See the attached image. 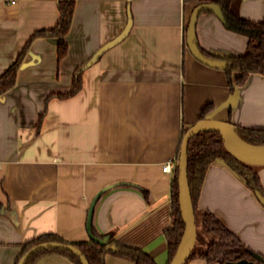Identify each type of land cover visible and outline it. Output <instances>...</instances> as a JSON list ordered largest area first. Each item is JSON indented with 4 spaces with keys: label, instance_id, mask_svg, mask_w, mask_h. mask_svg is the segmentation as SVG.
I'll use <instances>...</instances> for the list:
<instances>
[{
    "label": "crops",
    "instance_id": "crops-1",
    "mask_svg": "<svg viewBox=\"0 0 264 264\" xmlns=\"http://www.w3.org/2000/svg\"><path fill=\"white\" fill-rule=\"evenodd\" d=\"M58 1L0 0V75L33 32L54 27ZM197 5L195 0H76L62 60L57 61L54 41L31 42L15 87L0 96V264H18L22 245L42 235L89 241L91 201L115 184L96 202L91 227L157 264L167 263L164 231L170 226L182 131L207 105L212 107L204 119L264 129V77L251 74L230 91L222 70L201 64L184 47ZM232 10L260 22L264 0H232ZM128 13V35L82 72L80 90L70 98L52 97L70 91L75 71L121 33ZM195 37L215 57L241 56L247 47L246 37L226 30L212 13L199 14ZM168 162L171 173H163ZM257 173L264 189V165ZM204 211L264 257V206L220 164L205 174L196 215ZM204 251L188 264H207L198 257ZM34 264L73 263L51 254ZM104 264L133 263L105 255Z\"/></svg>",
    "mask_w": 264,
    "mask_h": 264
},
{
    "label": "trees",
    "instance_id": "trees-1",
    "mask_svg": "<svg viewBox=\"0 0 264 264\" xmlns=\"http://www.w3.org/2000/svg\"><path fill=\"white\" fill-rule=\"evenodd\" d=\"M195 1L198 3V5L214 4L218 6L223 18L221 23L224 28L230 32L240 34L247 39V47L243 55L233 57H215L205 53L199 47L196 37L194 38V42L196 43L201 55L208 59L221 61L226 64V68L222 71L226 75L230 91H233L237 86H242L246 82L248 76L251 74H259L264 77V19L260 22H253L240 18L232 10V0ZM75 5L76 0H60L57 2L58 20L54 27L33 32L15 60L0 75V96L4 95L15 87L18 70L31 42L35 39L48 38L54 41L56 45V58L58 62L67 55L68 47L65 38L72 24ZM201 13L210 12L202 11ZM185 33L186 29L184 31V34ZM183 42L184 47H186L185 41ZM79 68L74 73L70 91L68 93L54 95L52 97L66 99L74 96L80 90L82 86V73H78ZM234 73L237 74V77L233 80L232 74ZM211 107L212 105H207L201 111L199 120L205 118L206 113L211 109ZM42 116L43 115H41L39 118L37 131L39 130ZM228 124L231 126L232 132L243 142L255 146H264V129H250L238 125H232L231 123ZM187 130L188 128L182 131V137ZM176 164L173 168V178L170 187V226L164 231V238L167 246L166 264H169L175 256L184 233V225L178 207ZM214 164H220L224 166L236 178L241 180L245 187L253 194L259 203L260 201L257 198V193L260 194L262 198H264V189L260 183L257 173L259 166L248 165L233 158L223 148L221 137L217 132H199L189 140L187 148V181L195 219L197 213V203L205 174L208 168ZM141 192L142 195L146 197V191L142 190ZM200 222L202 230L214 238L213 242L207 247V249L203 253L198 254V257L207 264H225L226 262H237L243 259L251 261L252 264H264V257L247 249L240 242V240L213 214L207 211L202 212L200 214ZM91 232L93 235L99 238L105 236L96 234L92 227ZM107 235L109 236V240L105 245H98L90 239L87 242L68 243L54 235H42L22 245V256L36 245L42 243H60L64 245H71L77 248L80 251V254L85 258L87 264H104L105 255L127 260L133 264H157L148 254L144 253L143 251L122 245L116 242L112 234ZM51 254L60 255L68 259L73 264H82L79 257L63 250L38 251L31 255L25 264H34L39 258ZM253 254L259 256L261 260L253 258ZM195 256L196 254L192 250L185 264H188L189 261Z\"/></svg>",
    "mask_w": 264,
    "mask_h": 264
},
{
    "label": "water",
    "instance_id": "water-1",
    "mask_svg": "<svg viewBox=\"0 0 264 264\" xmlns=\"http://www.w3.org/2000/svg\"><path fill=\"white\" fill-rule=\"evenodd\" d=\"M202 11H208L213 15H215L220 22L223 21L221 11L218 6L214 4L197 5L192 11L186 27V33H185L186 48L188 49L190 54L194 57V59H196L201 64L208 66L210 68L224 70L226 68L225 63L221 61L211 60L201 55L197 48L196 43L194 42L196 21L199 14ZM131 25H132V21L128 13L127 24L124 27V29L121 31V33L113 40L101 46L94 53V55L84 65H82L79 68L78 73H82L84 70L91 67L102 57V55L105 52H107L109 49L113 48L121 41H123L130 31ZM203 131L217 132L221 137L222 145L225 151L229 153L237 161L253 166L264 165V159L262 160L254 159L257 156L264 155V146H255L243 142L232 132L231 126L226 122L202 119V120H198L193 126L188 128V130L185 132V134L182 137L180 149H179V155L176 164L177 186H178V207L184 225V233L180 246L169 264H185L195 245V240H196L195 215H194V209H193L189 187H188V181H187V148H188L189 140L197 133ZM120 184H124V183H120ZM116 185L117 184L111 185L109 187H105L100 192H98L91 201V204L88 209L87 223H86L88 237L91 241H93L98 245H105L109 240V236L105 235L104 237L99 238L92 234L91 222H92V214H93L94 206L98 201L99 197L106 190ZM257 198L259 199L260 203L264 206V198H262V196H260V194L258 193H257ZM42 250L68 251L73 255L79 257L82 264H87L85 258L80 254V251L77 248L71 245H64L60 243H42L36 245L21 257L18 264H25L31 255ZM252 256L253 258L261 260L260 257L255 254H253ZM225 264H252V262L243 259L237 262H226Z\"/></svg>",
    "mask_w": 264,
    "mask_h": 264
},
{
    "label": "rangeland",
    "instance_id": "rangeland-1",
    "mask_svg": "<svg viewBox=\"0 0 264 264\" xmlns=\"http://www.w3.org/2000/svg\"><path fill=\"white\" fill-rule=\"evenodd\" d=\"M200 215L197 214L196 215V219H195V225H196V240H195V245L193 247V251L196 254V252H201L204 251L205 248L203 247L206 243L208 244V239H212L202 230L201 227V222H200ZM207 240V241H206Z\"/></svg>",
    "mask_w": 264,
    "mask_h": 264
},
{
    "label": "built area",
    "instance_id": "built-area-1",
    "mask_svg": "<svg viewBox=\"0 0 264 264\" xmlns=\"http://www.w3.org/2000/svg\"><path fill=\"white\" fill-rule=\"evenodd\" d=\"M162 172L163 173H171V163H166L163 167H162Z\"/></svg>",
    "mask_w": 264,
    "mask_h": 264
},
{
    "label": "bare ground",
    "instance_id": "bare-ground-1",
    "mask_svg": "<svg viewBox=\"0 0 264 264\" xmlns=\"http://www.w3.org/2000/svg\"><path fill=\"white\" fill-rule=\"evenodd\" d=\"M254 159H256V160H262V159H264V155L257 156Z\"/></svg>",
    "mask_w": 264,
    "mask_h": 264
}]
</instances>
